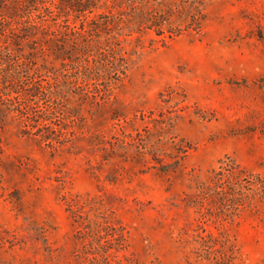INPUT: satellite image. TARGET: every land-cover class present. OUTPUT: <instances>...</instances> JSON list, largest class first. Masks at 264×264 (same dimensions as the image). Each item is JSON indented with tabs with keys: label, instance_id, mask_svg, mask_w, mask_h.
I'll list each match as a JSON object with an SVG mask.
<instances>
[{
	"label": "rangeland",
	"instance_id": "rangeland-1",
	"mask_svg": "<svg viewBox=\"0 0 264 264\" xmlns=\"http://www.w3.org/2000/svg\"><path fill=\"white\" fill-rule=\"evenodd\" d=\"M68 2L0 13V90L44 85L0 130V264H264V0ZM232 161L242 203L203 197Z\"/></svg>",
	"mask_w": 264,
	"mask_h": 264
},
{
	"label": "trees",
	"instance_id": "trees-1",
	"mask_svg": "<svg viewBox=\"0 0 264 264\" xmlns=\"http://www.w3.org/2000/svg\"><path fill=\"white\" fill-rule=\"evenodd\" d=\"M28 1L30 2L31 0H28ZM64 1H67V4L70 3L68 6L72 7L71 6L72 3L68 2L69 0H64ZM8 3H9V0H0V13L1 11L4 10L5 7L8 6ZM85 8H89V6L87 5ZM157 33H162V32L158 31ZM43 87L44 85L41 84V82L34 81L33 83L31 82L30 84H27V86L23 87V89H19V87L12 86V87H9L8 88L9 90L7 91L0 90V130L5 126L7 116L9 115L10 112L15 111V109H18L21 112H25L24 109L26 108L22 109L18 106V103L20 104V102H16V103L12 102L13 98L16 97L14 93L18 95L22 94V92L34 94L33 93L34 91L39 92L40 88H43ZM38 123H39L38 125H40V122ZM1 143H2V140L0 137V147H1ZM237 167L238 165L234 161L230 163H226L224 166H221V168L216 172L214 176L213 185L207 186V190L205 188H202L201 194H203V197L207 196V193H209L208 189H210V190H213L212 193L213 194L215 193V196H218V198L223 204L229 203L232 206L234 204L236 205L241 204L242 200L240 199V197L242 196V192H238L237 190H235L236 188L232 187L234 186L233 184L229 186L230 178H232V176L235 174V170L237 169ZM226 182H228V184ZM238 194H241V196H238ZM40 227L41 226H36L35 224H32V228L36 229L38 233L42 234L43 230H40Z\"/></svg>",
	"mask_w": 264,
	"mask_h": 264
}]
</instances>
